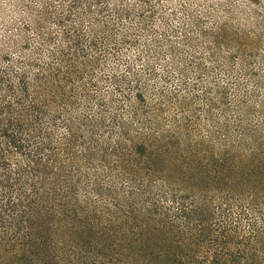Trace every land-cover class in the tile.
Returning <instances> with one entry per match:
<instances>
[{
	"label": "trees",
	"instance_id": "trees-1",
	"mask_svg": "<svg viewBox=\"0 0 264 264\" xmlns=\"http://www.w3.org/2000/svg\"><path fill=\"white\" fill-rule=\"evenodd\" d=\"M95 3L59 7L56 32L41 5L36 46H1L0 264H264V144L95 112L94 54L116 41Z\"/></svg>",
	"mask_w": 264,
	"mask_h": 264
},
{
	"label": "rangeland",
	"instance_id": "rangeland-1",
	"mask_svg": "<svg viewBox=\"0 0 264 264\" xmlns=\"http://www.w3.org/2000/svg\"><path fill=\"white\" fill-rule=\"evenodd\" d=\"M98 1L107 10L97 19L116 41L100 36L105 55L94 54L95 112L98 100L110 107L104 115L120 119L140 108L145 122L155 111L162 128L177 123L187 130L185 140L204 148L217 147L225 128L232 141L245 134L247 142L264 144V0H78L77 12L90 3L96 9ZM41 5L56 15L44 31L56 32V10L71 0H0V49L18 54L21 36L27 51L36 46L28 22ZM137 92L146 97L140 106Z\"/></svg>",
	"mask_w": 264,
	"mask_h": 264
}]
</instances>
